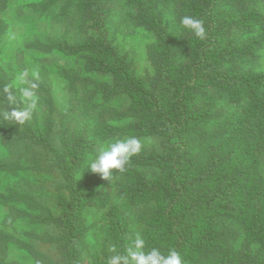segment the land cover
<instances>
[{"label": "trees", "instance_id": "trees-1", "mask_svg": "<svg viewBox=\"0 0 264 264\" xmlns=\"http://www.w3.org/2000/svg\"><path fill=\"white\" fill-rule=\"evenodd\" d=\"M122 1L127 9L111 6L114 0H48L32 5L35 13L47 15L57 3H64L65 14L74 12V23L92 35L81 36L76 43L65 36L34 40L28 46L46 53H86L87 72L112 77L111 83L94 82L98 91H93L87 101L91 103L95 95H102L104 101L128 95L132 103L127 111L94 109L96 115L91 118L90 103H77L78 99L71 97L73 108L74 103L80 108L69 110L61 120L62 132L56 139L58 135L52 131L56 112L52 98L46 101L48 127L43 134L38 125L23 117L12 89V77L0 71V141L7 146L25 147L26 152L31 149L32 168L57 176L56 190L66 193L57 203V214L42 206L32 190L12 189L6 200L1 196L5 203L23 201L31 211L39 210L32 216L19 211L9 217V225L27 216L53 232L30 234L37 242L30 245L0 230V264H18L6 259L13 243L29 251L38 264H83L88 231L84 210L92 206L101 209L110 202L108 195L95 189L98 177L77 179L92 144L88 140L92 133L101 139L126 135L163 139L164 150L159 154L116 151L120 159L115 166L125 179L121 196L134 205L154 206L141 214L145 224L142 251L150 264H264V179L259 168V156L264 155V73L256 75L241 67L256 57L264 43V12L259 0H186L184 11L191 14L190 32L194 37L187 62L184 57L177 58L174 39L157 11L159 5H164L179 21L176 0ZM231 2L249 6L239 12L223 11ZM113 8L125 17L127 12L133 13L157 36V44L149 51L154 75L148 83L135 76L131 65L108 39L104 15ZM257 25L262 26V34L245 39ZM3 31L4 27H0V38ZM61 73L76 97L74 92L85 80L71 77L65 70ZM32 83L31 89L49 95L51 83L46 76ZM219 99L232 108L217 107ZM70 113H81L79 122L83 123L75 119L80 133L72 134L71 127L66 126ZM123 118L132 120L122 126L109 123ZM21 158L13 155L0 159V172L17 175L24 169ZM142 167L156 168V176L148 178ZM108 215L109 231L97 235H111L115 264H130L136 240L128 217L118 206L111 207ZM219 216L232 219L245 230L247 246L243 253L224 247V238L234 234L213 227V220ZM253 243L261 248L251 251ZM39 245H51L52 250L46 253ZM95 264H109L107 256L102 260L96 256Z\"/></svg>", "mask_w": 264, "mask_h": 264}, {"label": "rangeland", "instance_id": "rangeland-1", "mask_svg": "<svg viewBox=\"0 0 264 264\" xmlns=\"http://www.w3.org/2000/svg\"><path fill=\"white\" fill-rule=\"evenodd\" d=\"M48 0H0V27H4V31L0 38V71L12 77V89L15 92L17 103L20 105L23 117L30 120L33 125H38L43 134L46 133L48 124L45 117L48 111L46 101L49 97L52 98L54 109L53 113L54 128L52 131L59 139L62 132L61 120L65 118L67 113L77 110L79 104H75L73 108L71 97L77 103H90L92 92L98 91L94 82L111 83L112 77L108 74L100 72H87L85 68L86 53L76 55H66L59 50L46 53L38 48H31L28 44L34 40H46L50 37H65L71 43L79 42L81 36H91L86 28L84 30L74 23V12L65 14L63 10L64 3H57L51 12L43 15L33 11L32 5L47 2ZM258 1V5L264 12V1ZM175 9L179 14V21L176 14L168 7L159 5L157 11L162 17V25L169 32L175 42V50L177 58L184 57V60L190 53L191 41L193 35L190 32L192 19L191 14L184 11L187 5L186 0H176ZM127 9L122 0H114L111 6ZM249 5L243 7L231 2L225 5L223 11L239 12L243 11ZM258 9V6L255 5ZM186 10V9H185ZM120 15V19L116 18ZM127 17V18H126ZM121 15L118 12L112 11L104 15V25L107 30L108 39L117 48L119 54L126 59L131 65L135 76L146 81L154 75V66L150 60V48L156 45L157 36L154 31L148 29L137 21L133 13ZM188 18V19H186ZM126 19V20H125ZM186 19V20H185ZM183 20V21H182ZM185 20V21H184ZM191 22V23H190ZM193 24V23H192ZM86 26H88L86 24ZM263 28L257 25L253 31L244 36L245 39L256 38L261 35ZM84 37V38H85ZM186 59L185 62H187ZM241 67L245 71H251L257 74L264 73V43L257 51L255 58L245 61ZM61 70L70 72L71 77H77L85 80L80 83V88L74 92L70 91V82L61 73ZM47 77L50 85L49 95L43 91L31 89L33 86L32 80L43 79ZM132 98L128 95H118L109 101H104L102 95H95L89 104V115L95 117L94 109L97 111L113 110L123 113L127 111L132 103ZM73 101V102H74ZM217 107L220 109L232 108L225 100L219 99ZM81 110V109H80ZM107 112V111H106ZM81 113H70L67 117L66 126H70L72 134L76 131L81 132V127L78 124L82 116ZM77 119V123L75 121ZM131 118H123L122 120H113L109 122L113 126H122L130 123ZM68 121L71 122L68 123ZM74 122V123H73ZM213 126L215 125L212 124ZM78 133V132H77ZM75 133V134H77ZM88 140L92 142L91 147L87 151L83 167L77 173V179L83 181L98 177L99 183L95 186L96 190H100L110 197V202L104 208L87 207L84 210L86 226L88 231L84 238L87 249L83 253V264H95L96 256L99 259H104L107 256L109 264H115V245L110 234H102L104 230L107 232L110 229L109 211L111 207L118 206L127 215L129 221V229L134 234L136 244L132 249V254L129 259L130 264H150L151 260L145 256L142 251V231L145 229V224L141 221V214L154 209L152 204L134 205L121 196V190L124 187L125 179L120 176L118 169L115 166L120 159L116 153L122 150L126 153H136L140 150H147L154 153H162L164 150L163 139L158 136H115L108 139H101L95 133L89 135ZM59 144V142H57ZM199 149H196L198 152ZM26 153V154H25ZM13 155H21L24 169L19 171L17 175L0 172V230L26 242L30 245H36V241L30 237V234L45 235L52 233V228L36 224L31 218L25 216L16 219L9 225L8 219L10 216H16L19 211L28 215H35L39 210L31 211L29 205L23 201L5 203L1 201V196L5 200L10 196V190L17 189L23 191L32 190L35 198L42 206L50 208L53 213H58V201L61 196H65L64 191H57L59 186L58 177L46 172H39L33 169L34 164L32 150L22 146H7L0 141V159L7 158ZM202 157H200V160ZM260 174L264 179V155L260 154ZM150 179L156 176L157 169L154 167L140 168ZM213 227L217 231L225 228L223 233L233 231L232 238L225 237L224 247L232 249L239 254L246 249L247 236L245 230L240 227L235 221L228 217L219 216L213 220ZM52 248L49 245L47 248L39 245V249L46 253L51 252ZM251 251H258L261 247L258 244H251ZM52 250V249H51ZM54 251V250H53ZM7 262H15L18 264H38L31 253L18 244H10L7 251Z\"/></svg>", "mask_w": 264, "mask_h": 264}]
</instances>
